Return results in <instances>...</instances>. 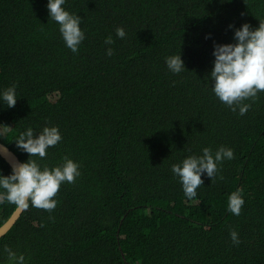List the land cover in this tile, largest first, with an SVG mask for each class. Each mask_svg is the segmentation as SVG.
<instances>
[{
  "label": "trees",
  "instance_id": "16d2710c",
  "mask_svg": "<svg viewBox=\"0 0 264 264\" xmlns=\"http://www.w3.org/2000/svg\"><path fill=\"white\" fill-rule=\"evenodd\" d=\"M64 7L82 18L77 53L49 18L47 0H0V91L17 86L14 107L0 101V141L25 162L19 134L57 126L62 140L32 159L42 168L65 157L80 165V176L61 184L55 209H25L0 240V264H8L5 247L26 264H264V91L243 102L251 107L241 116L214 95L209 78L214 43L234 42L229 25L258 27L264 0ZM180 53L186 69L173 74L165 57ZM221 146L234 158L213 178L204 174L188 199L172 164ZM11 171L0 157V174ZM237 189L238 216L228 211ZM16 208L0 203V227Z\"/></svg>",
  "mask_w": 264,
  "mask_h": 264
},
{
  "label": "clouds",
  "instance_id": "9594fccd",
  "mask_svg": "<svg viewBox=\"0 0 264 264\" xmlns=\"http://www.w3.org/2000/svg\"><path fill=\"white\" fill-rule=\"evenodd\" d=\"M66 0H47L49 18L59 26V32L66 47L73 53L79 51V46L85 39L81 28L82 18L65 9ZM233 31L232 43H214L213 68L210 72L212 91L214 95L233 112L239 111L243 116L250 104L243 103L255 99L259 92L264 91V21L253 28L244 23L236 28L228 26ZM125 30L116 29V37L123 39ZM206 38H210L206 37ZM111 36L105 39L106 45H112ZM106 54L111 56L113 49L109 47ZM165 64L173 74H180L186 68L180 54L165 57ZM16 85L0 91V101L12 108L17 103ZM62 140L57 126L44 127L38 134L28 127L21 132L15 145L28 154L25 162L12 167L10 175L0 174V203L7 201L17 207L27 209L32 207L52 211L57 205L54 199L64 182L73 183L80 176L79 163L65 157L63 163L55 167H41L32 157L44 158L49 147L56 146ZM234 158L231 148L221 146L214 153L211 148H203L201 155H189L180 162L172 164L171 171L178 177L183 192L188 199L197 196V189L203 184L202 176L206 174L213 178L219 171V165L224 160ZM222 178V177H221ZM244 199L242 190L237 189L228 196V211L240 215ZM234 244H239L238 233L230 232ZM8 264H26L23 254H17L5 247Z\"/></svg>",
  "mask_w": 264,
  "mask_h": 264
},
{
  "label": "water",
  "instance_id": "95a60500",
  "mask_svg": "<svg viewBox=\"0 0 264 264\" xmlns=\"http://www.w3.org/2000/svg\"><path fill=\"white\" fill-rule=\"evenodd\" d=\"M0 157L10 166L11 169L14 165L23 162L13 150H11L7 145L2 143L1 141ZM24 212L25 209L19 207L16 208L10 218L0 227V240L11 231L15 224L20 220Z\"/></svg>",
  "mask_w": 264,
  "mask_h": 264
}]
</instances>
